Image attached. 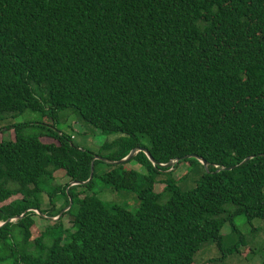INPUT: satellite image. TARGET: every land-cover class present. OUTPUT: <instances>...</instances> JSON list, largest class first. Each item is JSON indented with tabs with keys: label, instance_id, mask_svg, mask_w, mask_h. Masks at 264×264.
Wrapping results in <instances>:
<instances>
[{
	"label": "trees",
	"instance_id": "1",
	"mask_svg": "<svg viewBox=\"0 0 264 264\" xmlns=\"http://www.w3.org/2000/svg\"><path fill=\"white\" fill-rule=\"evenodd\" d=\"M65 111L115 138L78 147L56 126ZM24 113L50 121L12 122ZM6 132L0 264H199L207 245L218 256L204 264L242 250L264 264V0H0ZM136 148L126 163L139 171L93 160ZM94 179L131 194L133 210L91 193Z\"/></svg>",
	"mask_w": 264,
	"mask_h": 264
},
{
	"label": "rangeland",
	"instance_id": "2",
	"mask_svg": "<svg viewBox=\"0 0 264 264\" xmlns=\"http://www.w3.org/2000/svg\"><path fill=\"white\" fill-rule=\"evenodd\" d=\"M60 115V119L58 121V123L56 124L57 128L68 134V135H72L73 137V142L74 144H76L78 147L87 149L91 152H96L99 148V146L101 144H103L104 142L110 141L113 138H115L114 135H108V136H103L97 133H93L90 132V130L87 128H84L83 126L80 125V123H77L74 120V117L71 116L72 114H70V112L65 111L59 114ZM46 122L49 123V119L46 118H41L38 114H27L24 113L20 116L15 117L12 122L13 123H21V122ZM4 124V123H2ZM4 137V138H10L11 134L10 132H6L4 134H0V137ZM185 164H180L178 165L174 170H172V176L173 178H178L179 176H181L184 171H185ZM102 170H104V166H101ZM124 169H132V170H137L139 171V167L137 165H134L132 163H124L123 166ZM190 175L192 176V173H190ZM53 177L55 179V183L62 185L64 183L67 182V179H65L63 177V173L61 171H55L53 173ZM160 179L164 178L163 175L159 176ZM191 178V177H190ZM186 186L191 185V182H186L184 181L183 183ZM162 185H156L154 186V191L158 192L161 190ZM111 190L107 189L106 187L102 186L100 184V181L98 179H94L93 180V186L91 188V193H94L100 200L106 202V203H110V204H117L120 205L121 207H123L125 210H133L134 206H135V200L133 198V196L131 194H128L126 192H113L110 193ZM14 198H18V196L12 197L9 200H7L5 202L8 203L10 200L14 199ZM42 204H41V208L42 209H46L47 208V201H46V197L44 195H42ZM62 204L61 200L56 201L55 203V207H59ZM56 218L53 219H49V223H52L53 220H55ZM61 223L67 227V219L66 217H63L61 219ZM46 218L45 217H39L37 219H35V225L34 227L31 229L32 230V236L35 237L37 236V234L45 227L46 225ZM253 225V227L259 225L257 223L252 222L251 223ZM234 225L239 229V231H246L248 228L246 226H243L241 224V221H235ZM228 228L224 227L221 231L222 234H225L227 232ZM261 239L264 241V236H260L256 238V241L258 243H260ZM246 254L245 250H242L239 256H230L228 258L225 259L224 264H259L260 263V257L257 255L255 257H253L252 259H250L248 262L245 261L243 259V256ZM217 253L216 250L214 249L213 246L211 245H207L205 246L202 251L197 255V263L201 264L206 259L209 258H214L217 257Z\"/></svg>",
	"mask_w": 264,
	"mask_h": 264
},
{
	"label": "water",
	"instance_id": "3",
	"mask_svg": "<svg viewBox=\"0 0 264 264\" xmlns=\"http://www.w3.org/2000/svg\"><path fill=\"white\" fill-rule=\"evenodd\" d=\"M140 151L145 152V151H144L143 149H141V148H136L135 150H131V151H130V152H129L124 158H122V159H120V160H118V161H110V160H107V159L102 158V157H100V156H94V157H93V160L102 161V162L108 163V164H110V165H122V164L126 163L128 160H130L131 157H132L136 152H140ZM145 155H146L147 159L149 160V162H150L152 165H154L155 163H154L153 160L148 156V154L145 153ZM261 155H264V153L261 154ZM185 158H193V159L197 160V161L202 165V167H203L204 169H206V163H205L203 160L199 159L198 157L193 156V155H188V156H185V157H181L180 160H183V159H185ZM247 159H248V158L244 159L241 163L245 162ZM176 162H178L177 159H176V160H173V161H169V162L166 163V164H159V166H160V167H167V168H169V167L173 166ZM91 164H92V163H91ZM91 164H90V169H89L88 179L91 178V174H92V165H91ZM231 168H232V167H231ZM231 168H228V170H230ZM77 184H78V183H71V184H69V186L77 185ZM69 205H70V204H68L67 208L69 207ZM67 208H66V209H67ZM10 221H11V220H7L6 222H10ZM2 224H3V223H2ZM2 224H0V225H2Z\"/></svg>",
	"mask_w": 264,
	"mask_h": 264
}]
</instances>
